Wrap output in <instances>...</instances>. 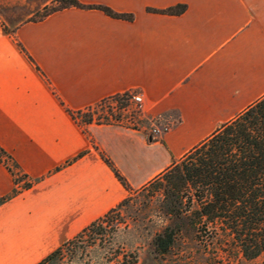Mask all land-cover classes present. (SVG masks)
I'll return each mask as SVG.
<instances>
[{"label":"crops","instance_id":"0c3cea01","mask_svg":"<svg viewBox=\"0 0 264 264\" xmlns=\"http://www.w3.org/2000/svg\"><path fill=\"white\" fill-rule=\"evenodd\" d=\"M79 1L134 20L70 7L32 21L0 4V148L24 177L0 159V264H42L118 207L130 192L106 159L138 191L264 97V0ZM124 93L177 123L149 137L68 112Z\"/></svg>","mask_w":264,"mask_h":264},{"label":"trees","instance_id":"16d2710c","mask_svg":"<svg viewBox=\"0 0 264 264\" xmlns=\"http://www.w3.org/2000/svg\"><path fill=\"white\" fill-rule=\"evenodd\" d=\"M56 1L60 5L52 8L42 19L54 12L75 7L97 9L115 19L134 20L133 14L117 13L104 5H85L79 0ZM186 9V5H176L164 10L148 8L147 11L181 15ZM131 96V93L114 95L85 110L68 112L74 118H81L85 124L95 121L98 124H125L138 128L140 111H130L134 104ZM128 117L129 122L134 120L136 123H125L124 118ZM3 155L8 156L0 148V156ZM106 162L131 194L126 180L109 160L106 159ZM14 166L17 168L15 163ZM29 186L25 183V187ZM153 187L162 188L167 212L174 219L186 221L194 228V242L200 248L211 246L216 254L222 253L232 259L241 257L254 261L260 258L264 254V97L233 121L223 124L140 190ZM93 226L95 223L81 234ZM177 227L169 226L156 235L154 246L158 255L173 252L181 232Z\"/></svg>","mask_w":264,"mask_h":264},{"label":"rangeland","instance_id":"374dc122","mask_svg":"<svg viewBox=\"0 0 264 264\" xmlns=\"http://www.w3.org/2000/svg\"><path fill=\"white\" fill-rule=\"evenodd\" d=\"M1 1L7 2L3 3L7 6V15L32 21L42 20L46 13L60 5L56 0H25L23 7H17L13 4L15 0H0V4ZM13 26L10 24L9 28ZM143 107L144 104L141 107L132 104L130 111H140L138 128H144L149 137L154 127L169 124L171 130L177 123L175 114L148 117L144 115ZM131 121L129 117L124 118L125 123ZM0 159L14 171L18 181L24 179L11 158L3 155ZM164 200L162 188L131 192L122 205L97 220L89 231L63 245L61 251L45 264H264V254L257 260L246 261L241 257L232 259L222 253L216 254L211 246L200 248L194 242V228L186 221L174 219L167 212ZM169 226L176 229L179 226L181 232L173 252L160 256L155 251L154 239Z\"/></svg>","mask_w":264,"mask_h":264},{"label":"built area","instance_id":"2783aa9c","mask_svg":"<svg viewBox=\"0 0 264 264\" xmlns=\"http://www.w3.org/2000/svg\"><path fill=\"white\" fill-rule=\"evenodd\" d=\"M131 101L136 104L137 106H140L144 104V99L141 94L133 93L131 96ZM171 126L169 124H164L160 127H154L151 131V134L153 137L161 136L167 132L170 131Z\"/></svg>","mask_w":264,"mask_h":264}]
</instances>
